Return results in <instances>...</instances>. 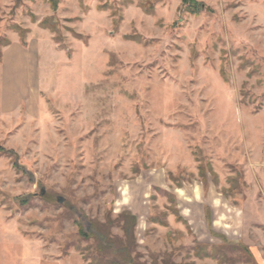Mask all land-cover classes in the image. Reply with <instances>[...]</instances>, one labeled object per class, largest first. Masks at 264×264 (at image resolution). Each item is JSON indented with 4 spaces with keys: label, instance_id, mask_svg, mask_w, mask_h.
I'll return each instance as SVG.
<instances>
[{
    "label": "rangeland",
    "instance_id": "obj_1",
    "mask_svg": "<svg viewBox=\"0 0 264 264\" xmlns=\"http://www.w3.org/2000/svg\"><path fill=\"white\" fill-rule=\"evenodd\" d=\"M180 1L0 0V243L19 257L264 264V0Z\"/></svg>",
    "mask_w": 264,
    "mask_h": 264
},
{
    "label": "trees",
    "instance_id": "obj_2",
    "mask_svg": "<svg viewBox=\"0 0 264 264\" xmlns=\"http://www.w3.org/2000/svg\"><path fill=\"white\" fill-rule=\"evenodd\" d=\"M19 1H22V0H19ZM180 6L184 9L186 13H188L189 15H193V16H197L203 11H208V9H206L199 0H181ZM53 8H55V5H53ZM0 154L14 156V158L16 157L15 153L12 150H7L2 145H0ZM15 166L16 168H19L18 165H15ZM199 169H200L199 172L201 173L202 177H204L207 172L210 174L211 177L214 176L213 171L209 165H207V172L204 171L205 170L204 167H200ZM203 181H205V179H203ZM168 196L170 198V201L174 204L175 202L174 196L173 195H168ZM22 204H25V202L23 201ZM171 211L173 215L175 216L176 222L183 223L185 226H188L187 222L179 215V212L177 208L175 207V205L171 208ZM128 215H130L133 218L134 223H135L136 217L131 215L130 213H128ZM153 220L154 222H158L156 219H153ZM159 222L165 225V223L161 221ZM80 235L85 237V235L82 233H80Z\"/></svg>",
    "mask_w": 264,
    "mask_h": 264
},
{
    "label": "crops",
    "instance_id": "obj_3",
    "mask_svg": "<svg viewBox=\"0 0 264 264\" xmlns=\"http://www.w3.org/2000/svg\"><path fill=\"white\" fill-rule=\"evenodd\" d=\"M206 212L207 210L204 209V215ZM204 218L206 219L205 221H208L207 215L204 216ZM18 248L19 247L13 244L0 243V264H58L55 260L48 258L43 259L42 256L40 258L38 255H34L31 258L27 256L28 258L23 259L24 257L22 258L16 255ZM19 250H21V248H19Z\"/></svg>",
    "mask_w": 264,
    "mask_h": 264
}]
</instances>
